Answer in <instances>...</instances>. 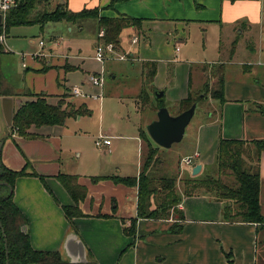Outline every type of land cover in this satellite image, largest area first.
<instances>
[{"label":"crops","instance_id":"crops-1","mask_svg":"<svg viewBox=\"0 0 264 264\" xmlns=\"http://www.w3.org/2000/svg\"><path fill=\"white\" fill-rule=\"evenodd\" d=\"M69 1L74 3L77 0H57V3L64 4L72 12L97 7L100 15H123L141 19L139 29L130 26L121 31L114 53L124 51L122 32L133 31L130 32L131 43L137 45V48L135 53H130L132 57L129 59L141 60L145 70L149 63H155L153 88L164 91L163 96L169 100L180 102L187 96L188 91H198L204 86L205 82L202 80L205 75L206 78L210 76L209 70L217 65L221 67L217 81L223 77L226 101L222 103V112L219 115L214 113L217 111L213 108L208 111L207 119L198 124L194 135V148L184 157L194 153L198 156L193 159L192 164H184L186 167H183L182 173L179 170L177 176H174L177 178L176 192L181 196L176 208L183 217L179 219L178 216L174 218L171 215L168 218H138L135 233L127 234L124 227L129 225L131 218L136 217L137 187L114 183L109 179L94 182L91 178L138 177L145 159L141 152L143 146L146 144L148 149L154 148L149 142L145 127L156 118V113L142 120L139 112L142 115L143 107L140 109L136 100L133 109L137 119H120L104 133L98 128L91 135L94 145L100 134L109 137L110 144L99 147L101 153L93 146V154L85 153L82 141L87 132L73 129L67 120L71 117L80 120L83 115H91L92 110L86 102H74L71 99L73 95L70 93L71 88L66 86L67 75L66 70H63H75L80 66L69 55L64 56L63 60L54 59L51 48L44 51V42L39 40V45L42 46L41 55H34L37 63L33 68L23 63L22 67L26 70L13 79L5 72L4 77L0 70V164L11 170L25 168L26 172L37 174L17 177L12 190L14 203L25 217V224L21 229L29 234L31 247L35 250L57 251L68 264H227L225 254L228 252L232 264H256L257 233L264 228L256 223L225 220L224 201H218L206 192L184 196L181 180L192 175L195 164L201 165L197 174L203 176L208 173L207 169L214 164L219 138L264 140V113L256 111L257 105L264 106V83L248 78L253 73H264V68L260 69L264 66L263 43L260 41L256 49L254 43L248 40L239 50L238 37L232 34L228 36L229 46L226 52L223 39H219L218 44L212 48L210 57L198 55L199 52L195 50L193 56L192 52L185 50L189 39L187 28L205 32L210 26L216 25L221 32H234L239 29L242 35L249 34L255 24L261 28L263 22L259 0H87L86 3L80 0V4L78 2L72 8H69ZM112 2V7L106 8ZM85 20L92 19H83ZM66 22L76 24L77 21ZM94 23L97 24L96 21ZM162 25L173 30L172 36L169 35L171 43L175 39L180 43L171 45L174 47L171 57L170 54L165 55V45H155L150 36L152 26ZM7 32L5 30L6 36ZM99 41L97 35L95 48ZM2 45L0 63L1 55L11 50L5 46L6 41ZM166 45L170 44L166 42ZM240 51L242 54L239 58ZM201 52L205 53V49H201ZM156 53L159 55H155ZM119 55H124L125 59L128 57L125 54ZM254 55L255 61L252 59ZM6 57H3L4 64H11V56ZM162 62L167 64L165 68L160 65ZM172 63L175 66L181 64L183 69L178 66L176 70L180 68L183 75L186 74L183 91H179V94L176 90L178 87L181 90V84L177 85L175 73L171 76L170 87H167L171 71L168 64ZM230 65H236L238 69H234L233 78L230 77ZM84 72L87 76L85 83L90 74L99 73L87 70ZM210 78L212 81V76ZM142 90L143 88L136 98L141 97L139 101L143 103ZM36 94H44L47 102L51 104L63 99V106L67 103L75 108L83 105L89 113L69 116L60 125L31 126L29 132L33 135L19 136L12 128V120L10 126L5 120L2 98H11L13 116L21 103L34 99L33 95ZM84 94L87 95L85 92ZM214 100L219 101L210 98L213 107ZM98 110V122H102L103 103ZM111 138L116 142L111 141ZM247 159L249 164H254L253 159ZM258 169L259 202L264 224L261 203L264 152L259 156ZM60 173L77 175L78 184L86 189L85 197L77 203L81 215L71 219L65 216L62 207L74 206L75 202L59 181L57 175ZM154 207L155 204L152 203L151 208Z\"/></svg>","mask_w":264,"mask_h":264},{"label":"rangeland","instance_id":"rangeland-1","mask_svg":"<svg viewBox=\"0 0 264 264\" xmlns=\"http://www.w3.org/2000/svg\"><path fill=\"white\" fill-rule=\"evenodd\" d=\"M84 1L86 3L87 0ZM84 1H82V3ZM90 1L91 0H88V2ZM78 2L80 4V0L74 1V3L72 1H69V8L74 7V5ZM259 2L263 22L261 28L259 25L255 24L252 27L250 33L244 35L239 33V29L234 32L232 30H223L221 32L220 28L216 25L210 26L205 32H202L195 28H187L186 33L189 39L187 40V46L185 50H188L189 53L192 52L193 56H195L194 52L198 51V55L210 57L212 48H214V46L218 44L219 39H223L222 42L226 47V52L229 46L227 39L228 36L232 34L238 37L239 50L244 47V44L248 40L254 43L256 49L258 48L260 41L264 46V0H259ZM56 4L57 0H50V3L47 6L43 8L37 7L36 12H40L41 14L44 10L51 11L54 9ZM82 21L83 20L79 22L77 21L76 24L68 23L65 20L59 22H47L43 27L40 24L18 25L10 27L8 29V32L6 31L7 36L5 46L11 50L10 52L3 53V55H1L2 58L0 63V70L3 73L4 77H6L7 74L10 79H13L16 75H18V73H22L26 70L22 67L23 63H25V66L33 68L35 63H37L34 55H41L40 51L42 50V46L39 45V40H43L44 42V51H47L46 49L51 48V54L54 56V59L58 58V60H63V57L66 55L73 57V62L79 64L80 67L75 70H68L65 68L63 69L66 70L67 75L66 86L67 88H72L74 87V85H77V87L79 86L83 89V91L87 94L86 96H71V99L74 102H86L87 106L92 110V114L89 116L83 115L80 120H76L75 117H71L67 120V122H69L73 129L81 132H87L86 137L82 141V146L84 147L85 153L93 154L95 152L93 151V149H91V146L95 147L96 150L101 153L100 148L94 145V140H91V135H93L98 130V128H100V130H102V132L104 133L108 128L112 127L114 124H117L120 119L125 120L128 117L131 120L137 119L135 110L133 109L136 100L138 102V105L140 106V109L143 107L142 115H140L141 113L139 112V116L142 120L145 119L148 115L156 113V105L159 104L158 100L161 101L163 106L166 107L169 113L172 115H176L189 107V104H181L180 102L171 101L168 97L165 96H162L160 98L155 97L153 82L147 80L146 71L143 68V63L141 62V60L135 59L132 61L129 59L132 57L130 53H135V49L137 48V45L131 43L132 35L130 34V32L133 31L124 30L121 34L124 51H116L115 53L108 55L106 59L104 58L103 62H98L94 59L95 44L97 42V24L94 23V20ZM79 25H82L83 27ZM166 26L167 25H162L161 27L152 26L150 30V36L152 37V42L155 45L159 46L160 44H164L165 46L163 47V50L165 52V55L167 56L168 54H170L169 57H171L174 53V47H171V45L173 46V43L176 45L180 43L178 39H175L174 42L171 43L172 40L170 39L169 35L173 33V30H169L170 28ZM69 28H71V30ZM166 42H168L170 45L167 46ZM203 45L205 48H203ZM201 49H205V53H202ZM171 50L173 51L171 52ZM119 54H125L128 57L125 60H120ZM241 54L242 53L240 51L238 53L239 58L241 57ZM155 55L159 54L156 53ZM4 56H11V58H9L11 64H8L7 62L6 64H4ZM221 57H223V55ZM252 59L254 61L256 60L255 55L252 56ZM160 65L165 68L167 64L162 62L160 63ZM193 65L195 64H192V66ZM101 66L103 67L102 85L100 87L88 86V84L85 83V79L87 76L85 75L86 73L84 72V70H87L89 72H102ZM178 66H181V68L183 69L181 64H178L177 66H175V64L173 63L168 64V68H171V71L169 72V79L167 82V87L169 88L170 82L172 80L171 76L173 75V73H175L177 85L181 84V90H179L180 88L178 87L176 90L177 93L179 91H183V86L185 83L184 75H186H183V71L180 68L176 70ZM220 68V66L214 65L209 70L210 76H212V81L210 76L206 78L205 75L202 80L203 82H205L203 83L204 86L202 85L203 87L198 91L191 93L193 99L197 100L196 108L193 117L185 128V133L180 142L172 144V146L169 148L161 147L150 138L145 129L151 146L156 149V152L147 167V173L151 177H153L155 181L164 176H177V172L179 170L182 173L181 170L186 166L180 163V161L184 157V155L191 153L194 148V135L198 124L200 122L203 123L207 119L209 110H213L214 108V110L217 111L214 113L217 115L222 112V103L214 100L213 102L215 103V107H213L214 104H210V98H212L211 94L218 90L217 77H219L221 71ZM263 68L264 66H261L260 69L263 70ZM234 69L238 70L236 68V65H230V77L232 78L235 77ZM195 75L196 74H194L193 81L196 80ZM248 78L252 80H260V82L264 83V73L261 71L256 74L253 73V75H248ZM194 86H197V84H195ZM142 88L143 94L145 96L148 95L145 100L143 99V103L139 101L141 100V97L139 99L136 98ZM199 96H202L203 98L201 99L199 98ZM102 103L104 114L103 121L98 122V108ZM120 104H122L123 106H121ZM214 113L213 118H215L216 116ZM111 141L116 142L114 138H111ZM244 150L245 154H243V159L245 167L247 168L248 166L252 167L253 169L258 168V163H256V155L257 151L259 150L257 149V147L254 144L246 143ZM141 152L142 156H144L145 158L146 153L148 152V146L146 144L143 146ZM260 152H263V150ZM247 158L253 159L254 164H249L247 162ZM207 171L208 173L213 174L214 177L220 175L221 180L225 183L232 184L234 181L233 176L229 174V170H225L222 174H218L215 163L211 164L209 166V170L207 169ZM261 203L264 215V180L261 187ZM171 215L174 218H176L177 216L174 213H171ZM256 255V264H264V230L262 229L257 233Z\"/></svg>","mask_w":264,"mask_h":264},{"label":"trees","instance_id":"trees-1","mask_svg":"<svg viewBox=\"0 0 264 264\" xmlns=\"http://www.w3.org/2000/svg\"><path fill=\"white\" fill-rule=\"evenodd\" d=\"M50 0H25L16 7L10 9L5 18V30L18 25H43L46 22L59 21H78L83 19H92L96 21L100 30H103V41L119 44L121 31L130 26L140 28L141 19L128 16H104L100 15L99 9L83 8L78 12L68 10L64 4L57 3L53 10H44L41 14L36 12L37 7H45ZM113 2L106 8H111ZM0 44V53L3 51ZM146 68V78L152 81L156 67L151 62ZM218 90L211 94L212 98L218 99L221 103L226 101L223 94V77L217 81ZM142 99L147 96L143 94ZM34 99L27 100L20 104L12 116V128L19 136H31L29 132L31 126L42 125H60L69 116H76L89 113L83 106L77 108L67 103L63 106V99H59L56 104L48 103L44 94L33 95ZM67 96V95H66ZM199 98H203L199 96ZM157 110L163 106L160 100ZM190 91L187 96L180 101L181 104L196 103ZM187 107V108H189ZM186 108V109H187ZM185 110V109H184ZM256 111L264 113V106H256ZM246 143L254 144L257 151V162L263 150L264 140H242L219 138L214 163L218 174L229 170L233 176L232 184L225 183L221 176L214 177L213 174L206 173L201 176L190 175L183 178V195L191 196L200 192L210 193L218 201H224L223 217L227 221H242L256 223L260 228H264L263 216L260 209L259 191H260V172L258 168L245 167L244 147ZM156 149L150 147L143 162L142 170L138 177H94L92 181L109 179L114 183H121L126 186L137 187V206L136 217L131 218L129 225L124 227L127 234L135 233V226L138 218H168L171 213L183 217L182 213L176 208L181 200V196L176 192V177L164 176L157 181L147 173L148 164L151 162ZM260 152V153H259ZM37 175L28 173L25 168L21 170H11L3 165L0 166V264H68L62 260L57 251L35 250L30 245L29 234L22 231L21 227L25 224V217L19 210L13 200V186L17 177L22 175ZM41 179L42 176H39ZM59 181L66 188L75 202L74 206H63V211L68 219L73 216L81 215L77 203L86 195L85 187L77 182V175L60 173L57 175ZM157 197V198H154ZM152 203L155 204L151 208ZM227 264H232L230 252L225 254Z\"/></svg>","mask_w":264,"mask_h":264},{"label":"water","instance_id":"water-1","mask_svg":"<svg viewBox=\"0 0 264 264\" xmlns=\"http://www.w3.org/2000/svg\"><path fill=\"white\" fill-rule=\"evenodd\" d=\"M2 23V15L0 14V25ZM164 95V91L155 90V97L160 98ZM11 98L3 97V113L7 124L11 125L12 120V108ZM196 103H192L191 106L182 112L172 115L168 109L164 106L160 107L156 112V118L151 120L146 125V131L150 138L159 146L169 148L172 144L180 142L185 133V128L189 124L191 118L194 115ZM1 148V143H0ZM1 166V164H0ZM201 165L195 164L192 168L191 174L197 175Z\"/></svg>","mask_w":264,"mask_h":264},{"label":"built area","instance_id":"built-area-1","mask_svg":"<svg viewBox=\"0 0 264 264\" xmlns=\"http://www.w3.org/2000/svg\"><path fill=\"white\" fill-rule=\"evenodd\" d=\"M25 0H0V14L2 15V23L0 25V43L5 44L6 41V34L4 30V24H5V18L7 12L16 7L17 5L21 4ZM98 38L100 39L99 43L96 45L95 48V55L94 59L98 62H103L104 58L106 59L108 55L114 53L115 51V44L113 42H105L103 41L104 32L103 30H100L98 33ZM136 41V38L133 39V42ZM40 44L42 42L40 41ZM38 55V54H36ZM119 59H125L124 55H120ZM102 72L99 73H92L87 78V83H89L91 86H98L100 87L102 85ZM70 93L73 96H85L84 92L77 86H74L71 88ZM101 94V92H100ZM110 139L109 137L100 134L96 140H95V146L101 147L103 145H109ZM198 156L197 153H194L192 155L185 156L181 159V162L186 165H190L193 163V159Z\"/></svg>","mask_w":264,"mask_h":264}]
</instances>
